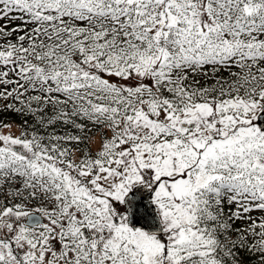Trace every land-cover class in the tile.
<instances>
[{
	"label": "snow or ice",
	"instance_id": "1",
	"mask_svg": "<svg viewBox=\"0 0 264 264\" xmlns=\"http://www.w3.org/2000/svg\"><path fill=\"white\" fill-rule=\"evenodd\" d=\"M0 264H264V0H0Z\"/></svg>",
	"mask_w": 264,
	"mask_h": 264
}]
</instances>
